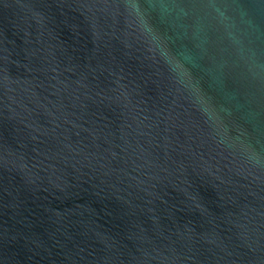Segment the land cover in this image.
<instances>
[{
    "label": "water",
    "instance_id": "obj_1",
    "mask_svg": "<svg viewBox=\"0 0 264 264\" xmlns=\"http://www.w3.org/2000/svg\"><path fill=\"white\" fill-rule=\"evenodd\" d=\"M0 264H264V0H0Z\"/></svg>",
    "mask_w": 264,
    "mask_h": 264
}]
</instances>
